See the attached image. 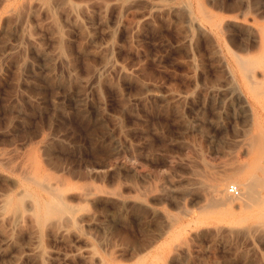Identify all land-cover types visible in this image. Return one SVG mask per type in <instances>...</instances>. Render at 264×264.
Segmentation results:
<instances>
[{
  "label": "rangeland",
  "instance_id": "obj_1",
  "mask_svg": "<svg viewBox=\"0 0 264 264\" xmlns=\"http://www.w3.org/2000/svg\"><path fill=\"white\" fill-rule=\"evenodd\" d=\"M0 1V264H264L253 223L205 207L213 179L227 177L225 196L237 185L264 128V0ZM239 54L263 61L252 84ZM38 164L71 216H36L49 196L23 166ZM19 194L33 202L20 213L6 206Z\"/></svg>",
  "mask_w": 264,
  "mask_h": 264
},
{
  "label": "bare ground",
  "instance_id": "obj_2",
  "mask_svg": "<svg viewBox=\"0 0 264 264\" xmlns=\"http://www.w3.org/2000/svg\"><path fill=\"white\" fill-rule=\"evenodd\" d=\"M4 1V0H3ZM17 1V0H16ZM20 1V0H19ZM18 1V2H19ZM47 1V0H46ZM64 1V0H63ZM1 2V1H0ZM14 2V1H13ZM22 2V1H21ZM52 2L54 3V1L52 0ZM55 2H57L56 0H55ZM59 2H62V0H59ZM202 2V1H201ZM5 3H8V2H5ZM5 3H3V4H5ZM29 3H31V1L30 0H24V6H25V4H29ZM204 3V2H203ZM35 4V3H34ZM33 4V5H34ZM36 4H39L38 2L36 3ZM35 4V5H36ZM202 4V3H201ZM14 5V4H13ZM31 5H32V3H31ZM32 5V6H33ZM41 5V4H40ZM43 5V4H42ZM203 5V4H202ZM205 5V4H204ZM203 5V6H204ZM17 6H18V4H17ZM19 6L21 7V5L19 4ZM27 6V5H26ZM11 7H13V6H11ZM43 7H44V5H43ZM48 7V6H47ZM50 7V6H49ZM25 8V7H24ZM28 8V7H27ZM45 8H46V6H45ZM51 8V7H50ZM202 8H204V7H202ZM3 9V8H2ZM206 9V8H205ZM205 9H204V11H205ZM4 10V9H3ZM9 10V9H8ZM207 10V9H206ZM20 11V9H11V11H10V13L9 14H11L12 16H19V13L22 15H24V13H26V12H22L21 13V11ZM25 11H28V10H26L25 9ZM8 12V11H7ZM29 12H30V10H29ZM28 12V13H29ZM4 13H5V11H4ZM207 13V12H206ZM210 13V12H209ZM2 14V13H1ZM0 14V15H1ZM9 14H8V16H9ZM28 15V14H27ZM213 15V14H212ZM206 16H208L209 18H210V16H209V14L208 15H206ZM10 17V16H9ZM217 17V16H216ZM20 18H21V16H20ZM25 18V17H24ZM213 18H215L214 16H213ZM6 19V18H5ZM218 19H219V17H218ZM217 19V20H218ZM14 20H15V18H14ZM13 20V21H14ZM215 20V19H214ZM18 21V20H17ZM19 21H22L21 19H19ZM216 21V20H215ZM4 22V21H3ZM7 22V21H6ZM206 22V21H205ZM212 22V21H211ZM218 22H219V20H218ZM217 22V23H218ZM22 23V22H21ZM209 23V22H208ZM2 24V23H1ZM10 24V23H9ZM7 25H8V23H7ZM219 25H220V23L218 24V27H219ZM0 26H2V25H0ZM19 26V25H18ZM214 26H216L217 27V25H214ZM1 30V29H0ZM3 30H1L0 32H2ZM64 55V54H63ZM234 56V55H233ZM263 56V58H264V55H262ZM61 57V56H60ZM63 57V56H62ZM258 57V56H257ZM65 58V57H64ZM63 61H64V59H62ZM264 61V60H263ZM263 61L261 62L260 61V64L262 65V63H263ZM258 63V65H259V67H260V64H259V62H258V59H257V61H256V58L255 57H245V56H243L242 57V55L240 56V54L236 57V66L239 68V70L241 71V73H242V77L244 76L245 78H246V80L247 81H249V82H251V84H252V81H255L256 79V74H255V68H256V64ZM263 66V65H262ZM100 73V72H99ZM263 73H264V71H263ZM260 75V74H259ZM263 75V74H262ZM101 76V75H100ZM97 77H98V75H97ZM97 77H96V80H97ZM264 77V76H263ZM99 78V77H98ZM243 79V78H242ZM244 80V79H243ZM257 81V80H256ZM261 81V80H260ZM260 81H258V82H260ZM262 82H263V79H262ZM246 83V82H245ZM260 84V83H259ZM256 85L257 84H255L254 86L256 87ZM261 85H262V83H261ZM261 85H258L257 87H260ZM251 86V85H250ZM253 86V85H252ZM251 86V88H253ZM249 87V86H248ZM263 87V86H262ZM260 89V88H259ZM252 91H253V93H254V95L257 97L258 96V94H262V93H259L260 91H258V90H256V88L255 89H252ZM263 91V90H262ZM251 94V93H250ZM253 95V96H254ZM259 97H260V95H259ZM253 98V97H252ZM258 98V97H257ZM263 99V98H262ZM258 101V100H257ZM257 123V122H256ZM261 123V122H260ZM257 124H255V126H256ZM262 126H263V124H262ZM261 125L260 126H258L259 128H258V132L256 131V133L257 134H253L254 136H252L250 139H249V147H250V149H249V152H250V155H251V158H249V161L247 162V160H246V163L245 164H241V166H239V164H237V165H234V167L236 168V166H239V167H237V169L236 170H234L233 172H234V174L232 175V178L234 179V183L235 184H237L236 186H238V187H240V194L238 195V196H235V195H232L229 191H228V193H229V195L228 196H225V191H224V189H223V186L226 184V182H227V177L226 178H221L222 176L221 175H219V173H218V175L219 176H221L220 178H215V179H213L212 180V182H211V184H210V187H209V193H210V195H211V200L209 201V203L206 205L205 204V207L207 206V207H223L224 208V210H221V211H219V216L221 217V219H228V221L232 224V225H240L241 226V224H245V223H248L249 222V224H250V222L251 223H253V229L251 228V235H253V234H255L254 232H256L257 234H259L260 236V238L261 239H263L264 240V128L262 127ZM253 128H254V126H252ZM256 129V128H255ZM255 129H254V131H255ZM248 130V129H247ZM250 130V129H249ZM248 130V131H249ZM248 133V132H247ZM245 135V134H244ZM251 135V134H250ZM245 143L247 144V142L245 141ZM47 148V147H46ZM247 148H248V146H247ZM38 149V148H37ZM35 150V149H34ZM48 151H49V149H47ZM37 152V151H36ZM49 152H51V150L49 151ZM33 153V152H32ZM34 155V154H33ZM32 155V156H33ZM4 156V155H3ZM18 156V155H17ZM22 156V155H21ZM26 156V155H25ZM36 156V155H35ZM19 157V156H18ZM17 157V158H18ZM23 157V156H22ZM28 157V156H27ZM1 158V157H0ZM3 158V157H2ZM8 158V157H7ZM7 158H5V160L7 159ZM12 158V156H10V159ZM15 158H16V156H15ZM14 158V159H15ZM24 158V157H23ZM22 158V159H23ZM26 158V157H25ZM39 158V156L37 157V159ZM13 159V158H12ZM11 159V160H12ZM32 159V158H31ZM34 159H36V158H34ZM2 160H4V159H2ZM2 160H0V161H2ZM27 160H28V158H27ZM10 161V160H9ZM20 161H22V160H20ZM29 161V160H28ZM39 161H41V160H39ZM235 161V160H234ZM237 161V160H236ZM7 162V165H8V163H9V165H11L12 164V162H14V160L10 163V162H8V160L6 161ZM22 162H24V161H22ZM238 162H241V161H238ZM4 163H5V161H4ZM19 163V162H18ZM18 163H17V165H18ZM39 163V162H38ZM231 163V162H230ZM234 163V162H233ZM242 163V162H241ZM20 164V163H19ZM22 164H24V163H22ZM27 164V163H26ZM42 164V163H41ZM227 164H229V163H227ZM5 165H6V163H5ZM6 165V166H7ZM36 165V164H35ZM40 164H38L37 166H35L36 168H37V170H36V172H35V169H34V172H32L31 173V170L28 168V167H26V169H28V170H30V173L28 172V170H27V172H26V170L24 169V166H26V165H24L23 166V170L25 171V174H24V181L26 182V183H28V186L29 185H31V186H35V188H37V189H39V190H42L43 192H45L48 196H49V198L47 199L46 198V200L45 201H42V200H40L39 198H35V199H33L34 200V202H35V214H36V216L38 217V218H40V216H46L47 217V220H48V217L50 218V217H52L53 216V218L52 219H55L54 218V216H57V215H61L62 216V218H65L64 217V214H65V216L67 217L68 216V214H70L71 213V203H70V205L65 201V191H64V189L65 188H63V187H61V186H55V185H52V183H53V181H51L50 182V180L52 179L51 178V176H49V174L47 175V173H49V172H47L46 174H43V173H41V171H40V167H42V166H39ZM2 166V165H1ZM18 166H20V165H18ZM16 169H19L17 166H14ZM47 167V166H46ZM230 167H232V164L230 165ZM232 168V169H235V168ZM5 168V167H4ZM6 168H9V167H6ZM13 168V167H12ZM14 168V169H15ZM44 168V167H43ZM43 168H41V169H43ZM112 168V167H111ZM110 168V169H111ZM32 169V168H31ZM106 169H107V167H106ZM211 169V168H210ZM213 169H215V168H213ZM10 170H11V168H10ZM22 170V171H23ZM51 170V169H50ZM207 170V169H206ZM227 170V168L225 169V170H222V171H226ZM213 171H215V170H213ZM221 171V172H222ZM18 172V171H17ZM16 172V173H17ZM51 172V171H50ZM102 172V170L101 169H99L98 167H97V169L94 167L93 169L91 168V170L89 171V175H98V174H100ZM201 172V171H200ZM200 172H198L197 171V173H200ZM206 172V171H205ZM210 172H212V170L210 171ZM210 172H209V174H210ZM229 172V173H228ZM228 172H227V174H230V171H229V169H228ZM22 173V172H21ZM57 173H59V172H57ZM56 173V174H57ZM88 173V172H87ZM226 173V172H225ZM13 174H15V173H13ZM50 174H52V173H50ZM202 174H203V172H202ZM202 174L200 173V175L202 176ZM205 174V173H204ZM213 174V173H212ZM214 174H216L217 175V172L215 173L214 172ZM60 175V174H59ZM199 175V174H198ZM20 177L21 175H17V177ZM206 176V175H205ZM207 176H208V174H207ZM224 176H226V175H224ZM53 177H55L54 175H53ZM81 177V176H80ZM203 177H204V175H203ZM202 177V178H203ZM213 177V176H212ZM211 177V178H212ZM216 177V176H215ZM20 178H22V176L20 177ZM209 178V177H208ZM214 178V177H213ZM22 179V180H23ZM56 179V178H55ZM87 179H89V177L87 178ZM204 179H205V177H204ZM203 179V180H204ZM207 179V178H206ZM21 179H19V181H20ZM22 180H21V183H22ZM57 180V179H56ZM70 180V179H69ZM92 180V179H91ZM208 181V179L206 180V182ZM17 182V181H16ZM55 182V181H54ZM70 182V181H69ZM68 182V183H69ZM24 183V182H23ZM25 183V184H26ZM61 183V182H60ZM73 183V182H72ZM209 183V181L207 182V184ZM24 184V185H25ZM201 184V183H200ZM22 185V184H21ZM206 185V184H205ZM28 186H27V188H28ZM63 186V185H62ZM92 186V185H91ZM77 187H79V186H77ZM136 187V186H135ZM201 187V186H200ZM31 188H33V187H31ZM75 188V187H74ZM81 188V187H80ZM88 188V187H87ZM203 187H201V189H202ZM206 188V187H205ZM94 189V188H93ZM206 189H208V188H206ZM29 190V189H28ZM27 190V191H28ZM65 190H67V189H65ZM75 190H77V188H75ZM84 190H85V188H84ZM92 189L90 188V190L88 189V194H90L89 193V191H91ZM96 190V189H95ZM160 190H163L164 191V187H162ZM31 191V190H30ZM202 191H204V190H202ZM205 191H207V190H205ZM34 192V191H33ZM18 193V192H17ZM38 193V192H37ZM86 193V192H85ZM206 193V192H205ZM209 193H208V195H209ZM15 193H12V195H14ZM26 194V193H25ZM24 194V195H25ZM29 194V193H28ZM27 194V195H28ZM92 194V193H91ZM21 194H19L18 196H19V198L21 197L20 196ZM26 195V196H27ZM33 195V194H32ZM39 195V194H38ZM82 195H83V193H82ZM87 195V194H86ZM85 195V196H86ZM94 195V194H93ZM119 195V194H118ZM142 196H143V194H141ZM140 195V196H141ZM26 196H23L22 195V197H25L26 198ZM29 196V195H28ZM27 196V197H28ZM78 196H79V194H78ZM16 197V196H15ZM22 197L20 198V199H17V200H12L10 197V199L8 198V200L6 201V206L8 207V208H10V209H12V210H14V209H16V211H17V209H18V211L17 212H19L20 210H19V208L22 206V208H23V203H24V200H26L25 198L24 199H22ZM31 196H29L28 198L31 200V202H32V198H30ZM35 197V196H34ZM33 197V198H34ZM40 198H41V196H39ZM87 197V196H86ZM86 197H85V200H86ZM98 197V196H97ZM206 197V196H205ZM45 198V197H44ZM78 198V197H77ZM80 198V197H79ZM78 198V199H79ZM82 198H83V196H82ZM99 198V197H98ZM142 198V197H141ZM3 199H7V198H3ZM3 199H2V201H3ZM16 199V198H15ZM29 199H27V200H29ZM69 199V198H68ZM81 199V198H80ZM97 199V198H96ZM138 199V198H137ZM26 200V201H27ZM30 200L29 201H27V202H29L30 203ZM83 200V199H82ZM94 200H95V198H94ZM139 200V199H138ZM142 200V199H141ZM25 201V202H26ZM42 201V202H41ZM69 201V200H68ZM87 201V200H86ZM81 202V201H80ZM89 202V201H88ZM144 202V201H143ZM33 203V202H32ZM141 203H142V201H141ZM207 203V202H206ZM78 204H80V203H78ZM77 204V205H78ZM144 204V203H143ZM27 204H25V207H27L26 206ZM29 205H31V204H29ZM33 205V204H32ZM5 206V204L3 205V207ZM30 206H28V208H29ZM33 207V206H32ZM73 207H74V205H73ZM72 207V208H73ZM79 207V206H78ZM203 207H204V205H203ZM236 207H238L239 209H240V212L239 213H237V212H235L234 211V209L236 208ZM6 208V207H5ZM14 208V209H13ZM31 209V210H30ZM29 210L31 211V212H33V210H32V208H30ZM34 209V208H33ZM75 209H77V207L75 208ZM75 209H74V211H75ZM21 210H27V209H21ZM218 210V209H217ZM15 211V212H16ZM73 211V210H72ZM209 211V210H208ZM8 212V211H7ZM9 213V212H8ZM20 213V212H19ZM19 213H16V214H18V215H20ZM210 213V212H209ZM216 213V212H215ZM11 214H13V211L11 212ZM25 213H23V215L22 216H25L24 215ZM35 214H33V215H35ZM73 215V214H72ZM214 215V214H213ZM212 215V216H213ZM42 216V217H43ZM70 216H71V214H70ZM75 216V215H74ZM172 216H175V214L174 215H172ZM212 216H210V217H212ZM217 216V215H216ZM218 216V217H219ZM41 217V218H42ZM60 217V216H59ZM59 217H57V219L59 218ZM83 217V216H82ZM171 217V216H170ZM178 217V216H177ZM210 217L208 218L209 220H210ZM16 218V217H15ZM20 218V217H19ZM22 218V220H23V217H21ZM37 218V219H38ZM40 218V219H41ZM71 218H73V217H71ZM175 218H176V216H175ZM60 219H61V217H60ZM87 219H89V218H87ZM178 219V218H177ZM208 219H206V220H208ZM18 220V219H17ZM21 220V219H20ZM46 220V222H48ZM50 220H51V218H50ZM70 217H69V219H67V221L69 222V223H71L70 221ZM173 219L171 218V221H172ZM179 220H182L181 218L179 219ZM216 220H217V218H216ZM219 220V219H218ZM36 221V220H35ZM38 221V220H37ZM62 221H64V219H62ZM74 221V220H73ZM72 221V222H73ZM90 221V220H89ZM88 221V222H89ZM201 221V220H200ZM205 221V220H204ZM220 221H222V220H220ZM226 221V220H225ZM225 221H222V222H225ZM39 222V221H38ZM46 222H44L45 224H46ZM78 222V221H77ZM219 222V221H218ZM222 222H220V223H222ZM229 222H227V224L229 223ZM42 223V222H41ZM189 223V222H188ZM43 224V223H42ZM75 224H76V219H75ZM78 225H79V223H77ZM182 224V223H181ZM181 224H179L178 223V225H181ZM183 224H184V222H183ZM230 224V225H231ZM175 225H177V224H175ZM174 225V227H176ZM185 225V224H184ZM187 225V224H186ZM231 225V226H232ZM247 225V224H246ZM77 226V225H76ZM224 226V225H223ZM222 226V227H223ZM245 226V225H244ZM251 226V225H250ZM41 227H43V226H41ZM233 227V226H232ZM178 228V227H177ZM176 228V229H177ZM221 228V227H220ZM225 229H226V223H225V227H224ZM240 228V227H239ZM239 228H238V226H237V229L235 228V231H238L239 230ZM244 228V227H243ZM243 228H241L240 230H242V232L243 231H245V230H243ZM249 228V227H248ZM171 229V228H170ZM174 229V228H173ZM173 229H171L172 231H173ZM222 229V228H221ZM227 229H228V226H227ZM229 231H231V227H229ZM244 229H246V228H244ZM218 230H220V229H218ZM233 230H234V228H233ZM233 230H232V232H233ZM175 231V230H174ZM217 231V230H216ZM221 231H223V230H221ZM225 232H226V230H224ZM223 231V232H224ZM234 231V232H235ZM246 231H247V229H246ZM245 231V232H246ZM249 231V230H248ZM218 232H220V231H218ZM227 232H228V230H227ZM233 232V234L232 235H235V233H239L240 231H238V232H235L234 233ZM241 232V233H242ZM252 232H253V234H252ZM228 233H230V232H228ZM161 235H163L164 233H160ZM184 234V233H183ZM236 234V235H237ZM243 234V236H244V234H245V237H247L246 236V233H242ZM249 234V233H248ZM171 235V234H170ZM180 234L178 233L177 234V236H179ZM250 235V236H251ZM256 235V234H255ZM166 236H167V234H166ZM239 236V235H238ZM161 237V236H160ZM165 237V236H164ZM171 237V236H170ZM183 237V236H182ZM185 237V236H184ZM242 237V236H241ZM257 237V236H256ZM253 238V237H252ZM258 238V237H257ZM256 238V239H257ZM165 239V238H164ZM167 239V238H166ZM182 239L183 238H181V240L180 241H182ZM185 239H187V238H185ZM255 239V237L253 238V240ZM163 240V239H162ZM178 240H179V238H178ZM188 240V239H187ZM250 240H251V238H250ZM259 240V239H258ZM262 240V241H263ZM165 242H166V240H164ZM255 241V240H254ZM257 241V240H256ZM255 241V242H256ZM164 242V243H165ZM182 242H184V241H182ZM186 242V241H185ZM160 243V242H159ZM179 243V242H178ZM177 243V244H178ZM257 243H259V242H257ZM161 244V243H160ZM175 244V243H174ZM176 244V245H177ZM180 244H183V243H180ZM255 244V243H254ZM261 246H263L262 244H260ZM160 246V245H159ZM158 246V247H159ZM161 246L163 247L164 245H162L161 244ZM256 246V245H255ZM157 247V246H156ZM165 247V246H164ZM161 248V247H160ZM173 248V247H172ZM171 248V249H172ZM165 249V248H164ZM154 250H155V248H154ZM159 250V249H158ZM169 250H170V248H169ZM161 251V250H160ZM172 251H173V249H172ZM175 251V250H174ZM162 252H163V250H162ZM166 251H164V253H165ZM155 252L153 251V254H154ZM171 253V252H170ZM158 253L156 252V255H157ZM161 254V253H160ZM173 254V253H172ZM176 254H177V251H176ZM159 255V254H158ZM157 255V256H158ZM164 255V254H163ZM171 254H169V255H167V256H170ZM151 256H152V254H151ZM155 256V254L153 255V257ZM166 256V255H165ZM165 256H164V258H165ZM162 257V256H161ZM161 257H159L160 259H161ZM172 257H173V255H172ZM177 257V256H176ZM113 258V257H112ZM111 258V259H112ZM158 258V257H157ZM157 258H156V260H157ZM163 258V259H164ZM168 258V257H167ZM166 258V259H167ZM170 258V257H169ZM114 259V258H113ZM112 259V260H113ZM163 259H161V260H163ZM149 260V259H148ZM153 260V259H152ZM155 260V261H156ZM169 260V259H168ZM164 261V260H163ZM110 262V261H109ZM165 262V261H164ZM167 262V261H166ZM165 262V263H166ZM116 263H118V262H116ZM143 263H144V261H143ZM150 263V262H149ZM153 263H154V261H153ZM157 263V262H156ZM164 263V264H165ZM170 263V262H169ZM168 263V264H169ZM142 264V263H141ZM146 264V263H145Z\"/></svg>",
  "mask_w": 264,
  "mask_h": 264
},
{
  "label": "built area",
  "instance_id": "obj_3",
  "mask_svg": "<svg viewBox=\"0 0 264 264\" xmlns=\"http://www.w3.org/2000/svg\"><path fill=\"white\" fill-rule=\"evenodd\" d=\"M228 191L232 194V195H235V196H238L240 194V189L238 186L236 185H230L228 187Z\"/></svg>",
  "mask_w": 264,
  "mask_h": 264
}]
</instances>
